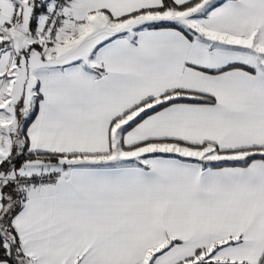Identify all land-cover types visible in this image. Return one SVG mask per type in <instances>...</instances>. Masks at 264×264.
I'll use <instances>...</instances> for the list:
<instances>
[{"label":"snow or ice","instance_id":"obj_1","mask_svg":"<svg viewBox=\"0 0 264 264\" xmlns=\"http://www.w3.org/2000/svg\"><path fill=\"white\" fill-rule=\"evenodd\" d=\"M0 264H264V0H0Z\"/></svg>","mask_w":264,"mask_h":264}]
</instances>
